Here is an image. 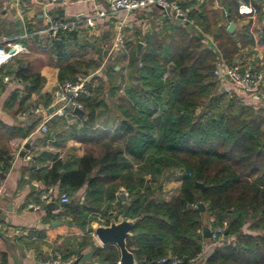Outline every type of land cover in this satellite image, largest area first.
<instances>
[{"label": "trees", "instance_id": "obj_1", "mask_svg": "<svg viewBox=\"0 0 264 264\" xmlns=\"http://www.w3.org/2000/svg\"><path fill=\"white\" fill-rule=\"evenodd\" d=\"M211 2L190 10L187 24L163 15L160 27L144 33L134 29L132 37L126 30L124 57L106 62L101 70L105 81L96 76L85 83L87 94L77 99L85 112L79 139L99 150L79 159L76 169L55 161L40 176L45 186L58 184L59 192L71 199L58 217L88 232L62 241L58 249L63 259L80 257L94 245L92 223L107 226L127 210L129 218L138 221L126 247L140 264H159L170 256L190 264L199 259L205 244L213 243L203 238V229L214 230L224 223L223 240L213 243L203 264H264V108L246 101L255 102L252 97L222 90L213 75L219 55L228 65L244 55L264 72V64L255 59L256 50L264 55V27H253L249 21L228 33L227 23L217 26L221 14H210ZM218 2L227 13V17L221 15L224 20L236 23L239 0ZM193 26L201 28L216 46L206 44ZM34 31L27 29L25 44L38 43L39 37L31 35ZM65 42L53 39L51 43L60 84L75 83L101 66L68 56ZM138 43L143 44L140 53ZM15 61L11 77L28 86L19 101L22 105L40 92L43 78L28 64ZM123 61L125 69L119 65ZM9 73L0 71V88ZM109 101L118 117L116 127L89 135L97 110L106 108ZM44 102L49 105L50 98L45 96ZM10 165L7 152H0L1 171ZM176 171L181 172L178 193L163 201L160 182ZM196 182L206 188L197 189ZM84 186L82 203L73 200ZM120 189L127 193L125 203L118 198ZM198 202L205 206L201 213L195 210ZM54 218L47 214L42 222ZM36 235L38 240L44 237L43 232ZM19 242L37 252L44 244ZM119 258L115 246H97L90 264H118ZM0 264H9L7 252H0Z\"/></svg>", "mask_w": 264, "mask_h": 264}, {"label": "crops", "instance_id": "obj_2", "mask_svg": "<svg viewBox=\"0 0 264 264\" xmlns=\"http://www.w3.org/2000/svg\"><path fill=\"white\" fill-rule=\"evenodd\" d=\"M208 1L211 0H178L180 6L188 11L197 10ZM253 1L254 3L248 4H253L252 6L257 8L258 13L255 19H252L251 14L244 12L243 6L246 3L243 0H239L236 23L224 20V15L221 16L223 9L219 6L218 0H212L209 7L210 14H221V20L217 21L218 27L226 23L229 26L230 23H233L235 25L233 32L239 30L249 21L252 25V21L257 19H260V23L256 25L264 27V0ZM96 7L98 6H95L91 0H57L53 3H49L48 0H30V3H27L24 0L19 5H15L12 0H0V45L15 44L24 48L23 52L13 56L11 61L0 69L4 74L10 72L9 75L3 76V86L0 88V152H7L11 159V165L7 171L2 172L0 169V186L3 189L0 197V234L4 239L2 241L0 238V252L8 253L9 264H41L48 260L53 252L57 251L61 254L58 248L64 239L88 234L75 226L70 219L58 217L63 208L52 212L43 208L39 212H33L25 210V207L29 203L38 201L40 195L49 188H52L57 194L60 193L58 184L50 187L45 186L40 179V176L49 170L55 161H61L72 169H76L79 159L96 151V149H91L94 144L84 143L79 139L82 129L81 119L85 117V112L83 116H80L73 113L72 109L60 110L57 107L55 98L60 83L58 82L56 52L51 49L53 40L45 34L38 33L46 26L47 17L72 20L90 15ZM163 17L159 11L153 9L129 14L122 13L114 19L99 20L96 28L92 30L81 29L72 34H60L55 39L66 40L65 53L75 60L101 65L94 73L85 78L87 82L91 77L96 76L105 81L101 71L103 66L107 61L119 56L120 53V49H118L111 56L107 55L115 41L113 37L116 36L117 28L119 26L122 28V39L126 30L132 37L134 29L144 33L154 27H160ZM173 20L175 21L174 18ZM28 28L35 30L31 35L39 37L38 43L32 41L24 43L29 36ZM198 29L203 41L215 47L216 42L201 28ZM124 43L123 40L122 47H124ZM15 59H19L23 66L28 64L43 78L40 92L32 95L22 105L19 104V101L25 97L28 86L11 77V71L17 65ZM255 59L260 64H264V55L260 51L256 50ZM238 62L248 63L244 55L235 61V63ZM218 63L228 65L220 55L217 57ZM122 68L125 69V67ZM115 70H119V67H116ZM5 78H7L6 81ZM229 86L234 88L231 83L227 82L221 89H227ZM13 94H16L14 100L12 99ZM45 96L50 98L49 105L44 102ZM36 109H39L37 114L34 112ZM96 114L97 118L89 135L91 131H112L116 127L118 117L111 101L107 102L106 108L98 109ZM42 126L46 127L45 132L41 130ZM27 144L29 150L23 157H20L19 153ZM86 145L91 146L88 151H86ZM179 186L173 195L169 189H166L167 187H162L161 199L169 201L174 198L178 193ZM120 191L118 198L122 200L120 194L124 193L126 198L122 201L125 203L127 193L124 192V189H120ZM84 192L85 186L73 196V200H80L82 203ZM47 214L55 218L47 224H43V218ZM98 221L102 220L98 219ZM68 222H71V225H68ZM54 223L62 224L52 226ZM243 231L248 233L245 228ZM37 232H43L44 237L38 240ZM91 236L94 245L100 246L94 238L93 232ZM19 239L32 243L41 241L44 244L37 252L32 248L27 249L19 242ZM213 247V243L205 244L201 257L194 264H203V260L211 253ZM89 250L84 251L82 255Z\"/></svg>", "mask_w": 264, "mask_h": 264}, {"label": "built area", "instance_id": "obj_3", "mask_svg": "<svg viewBox=\"0 0 264 264\" xmlns=\"http://www.w3.org/2000/svg\"><path fill=\"white\" fill-rule=\"evenodd\" d=\"M15 5H19L24 0H12ZM57 0H48L49 3L56 2ZM96 7L93 12L88 16L77 17L72 20L65 19H52L47 17L46 26L42 31L38 33L45 34L49 39H55L60 34H72L83 29H94L97 26L99 20L104 19H114L119 14H129L137 11H145L149 9H155L159 11L162 15H168L176 19L181 17V23H189L187 15L188 10L183 9L178 0H91ZM253 1V0H249ZM243 10L246 13L251 14L252 19H255L258 11L257 8L251 4H244ZM224 17H227L226 11H222ZM192 25V23L190 22ZM196 33L200 30L197 26H193ZM115 41L111 48L109 49L107 55L111 56L112 53L117 51L123 46L122 39V28L119 26L115 32ZM10 50L13 54H10ZM24 51L21 45L7 44L6 46L0 45V69L7 65L13 56ZM214 77L220 83V86L227 82L231 83L236 89L241 91L243 94L252 97L254 100H261L264 102V72L254 68L249 63L241 64L234 63L233 65H226L223 63H218L213 71ZM5 81L7 78L4 79ZM87 79L78 78L75 83L66 81L60 84L58 91L56 92V104L60 110L64 109H81L82 106L77 102L78 97L86 92L84 88ZM36 114L39 113V109L34 111ZM41 130L46 131V127L42 126ZM1 175V172H0ZM2 186H0V197L2 195ZM68 204L70 198L66 192L57 194L52 188L44 191L39 200L26 205L25 210L39 212L43 208H46L50 203ZM226 223L221 227H216L211 231L210 240L213 243H219L223 238V232ZM201 257V254L199 255ZM79 257L72 256L68 259H63L59 252H53L50 258L41 264H75ZM197 259L191 260L190 264H194ZM159 264H181V259L178 257L170 256L168 258H163L158 261Z\"/></svg>", "mask_w": 264, "mask_h": 264}, {"label": "water", "instance_id": "obj_4", "mask_svg": "<svg viewBox=\"0 0 264 264\" xmlns=\"http://www.w3.org/2000/svg\"><path fill=\"white\" fill-rule=\"evenodd\" d=\"M25 1L27 3H30V0H25ZM181 20L182 18L178 17L175 19V22L179 24L181 23ZM234 27L235 25L233 23H230V25L227 28L228 33H232L234 30ZM142 47H143V44L138 43L137 45L138 53L141 52ZM10 54H13L12 50H10ZM135 61L137 65L139 61V57H136ZM73 113L80 115V116L84 115V111L81 109H77V108L73 109ZM28 150H29V145L27 144L23 147L22 151L19 153V156L23 157ZM195 186L199 190H204L206 188L199 182H196ZM120 198L122 200H125L126 195L124 193H121ZM64 206L65 204L57 205L56 203L53 202L46 206V210L52 212L55 210H59L63 208ZM195 210L198 213H201L205 210V206L203 205V203L198 202L195 207ZM137 221H138L137 219H130L128 216V211L125 210L119 220L116 221L114 218H112L109 221V224L107 226L100 225L98 223L91 224V230L93 232V236L101 247L112 245V246H115L119 250L120 258H119L118 264H140L136 260L135 256L131 252H129L126 247V240L132 236V230L135 224L137 223ZM57 224H62V223H54L52 224V226L57 225ZM68 225H71V222H68ZM0 238L2 239V241H4L1 234H0ZM203 238L204 239L211 238V231L207 227L203 229ZM95 248L96 246L92 245L90 250L84 253L83 255H81L75 264H90Z\"/></svg>", "mask_w": 264, "mask_h": 264}, {"label": "rangeland", "instance_id": "obj_5", "mask_svg": "<svg viewBox=\"0 0 264 264\" xmlns=\"http://www.w3.org/2000/svg\"><path fill=\"white\" fill-rule=\"evenodd\" d=\"M256 24H257V20L256 21L253 20L252 21L253 27L259 28L258 27L259 25H256ZM124 38L125 37L123 36V40H124ZM113 40H115V37H113ZM119 49H120L119 57H124L123 56V55H125L124 54L125 53L124 47H121ZM105 62H106V60H105ZM103 64H105V63L103 62ZM119 65H120L121 68L122 67H126L127 62L126 61H123V62L119 63ZM97 73H100V72H97ZM78 78H82V77H78ZM227 90H229V92L234 93L236 95L245 96V94H243L241 91H239L235 87L233 88V87H230L229 86V87H227ZM246 101L251 102L255 107H262V108H264V102L261 101V100H258V101H255V102L254 101H251V100H246ZM90 147L91 146L86 145L85 146V148L87 149L86 151H88V149H90ZM91 149L92 150H95L96 149L95 152H97L99 150V146L92 145ZM180 173H181L180 171H176L171 177H169L168 179H165V180H163V181L160 182V185H162L163 188L164 187H167L166 189H169L171 191L172 195L176 192L178 185H180V180H181V174Z\"/></svg>", "mask_w": 264, "mask_h": 264}]
</instances>
